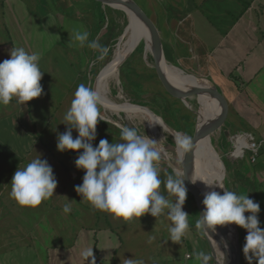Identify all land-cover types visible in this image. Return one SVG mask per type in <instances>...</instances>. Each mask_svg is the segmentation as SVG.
<instances>
[{"label":"crops","instance_id":"0c3cea01","mask_svg":"<svg viewBox=\"0 0 264 264\" xmlns=\"http://www.w3.org/2000/svg\"><path fill=\"white\" fill-rule=\"evenodd\" d=\"M133 1L146 14L164 60L186 76L205 79L216 88L214 99L209 85L195 79L200 92L207 94L203 108L199 105L204 121L215 123L217 119L224 124L228 108L236 118L246 109L250 123L262 119L258 125L264 126V0ZM35 2L0 0V62L10 59L13 47H23L41 54L39 66L44 72L41 97L22 106L15 100L0 105V264H126V259L133 258L144 264H215L206 235L195 228L194 204L183 206L194 223L189 217V231L180 241L172 242L167 234L171 221L166 215L163 220L142 217L166 232L163 236L153 228L147 235L136 230L134 220L118 224L119 220L95 210L75 191L84 176L75 166L79 153L57 151V136L67 128L63 117L77 87H56L55 71L60 53L68 70L74 67L73 57L83 59L79 52L83 48L70 44L71 32L82 26L91 40L101 15L94 0H70L65 10L57 6L56 20L52 13L31 11L30 3L35 6ZM87 12L91 20L87 17L84 21ZM197 100L199 103L198 93ZM99 130L94 147L101 139L119 142L116 130L113 134L110 129H103L105 133ZM72 134L74 139L78 136L75 130ZM38 155L51 165L58 185L40 206L21 207L10 196L12 178L18 167ZM170 198L175 199L171 193ZM69 202L71 212L64 213ZM201 252L207 260L199 257Z\"/></svg>","mask_w":264,"mask_h":264},{"label":"clouds","instance_id":"9594fccd","mask_svg":"<svg viewBox=\"0 0 264 264\" xmlns=\"http://www.w3.org/2000/svg\"><path fill=\"white\" fill-rule=\"evenodd\" d=\"M71 40L72 46L96 50L100 60L109 52L98 40H89V32L82 26L72 30ZM9 55L10 59L0 62V105H8L13 100L21 106L26 105L43 94L41 54L13 47ZM101 103L94 88L83 83L78 85L63 117L67 128L57 136V151L79 153L75 166L84 176L75 191L95 210L107 212L121 222L139 220L145 215L154 218L166 215L171 221L169 240L180 241L190 229V216L183 210L187 198L186 174L182 179L169 175L162 181L158 167L162 159L159 141L139 134L135 128L121 125L119 142L101 139L94 147L98 121H105L100 111ZM160 122L161 117L156 116L151 126ZM73 130L78 133L75 139ZM174 139L180 152L191 149L190 136L177 132ZM189 178L196 182L192 175ZM162 183L174 200L170 201L161 193ZM57 185L53 168L38 155L26 166L18 167L12 178L10 196L21 207L36 208L54 195ZM202 204L203 211L195 222L197 230L209 235L217 227L227 225L244 229L247 234L243 254L247 264H264V228L258 218L259 203L248 195L223 189L222 193L205 192ZM63 212H71V202L65 204ZM198 255L208 259L203 252ZM126 264H144V261L126 259Z\"/></svg>","mask_w":264,"mask_h":264},{"label":"rangeland","instance_id":"374dc122","mask_svg":"<svg viewBox=\"0 0 264 264\" xmlns=\"http://www.w3.org/2000/svg\"><path fill=\"white\" fill-rule=\"evenodd\" d=\"M87 1L90 3V0ZM35 3H37L35 5L37 6V9L34 5H32V3H30V7L32 9L31 11L35 14L41 15L52 13L57 20V6H61L62 9L65 10L70 5V0H42L41 2L36 0ZM93 4L96 5V7H99L98 9L100 11L101 18L94 26L95 33L91 40H98L101 45L109 48V52L103 60H100L96 50L89 49L88 47L83 48L79 51L83 54V59L80 58L78 61L73 57L71 62L74 67L70 70L65 67L67 60H65L60 53L59 63L57 64L58 68L55 71L54 78L56 87H75V85L78 87V85L83 83L86 86L93 88L95 86V80L98 73L106 66L113 56L116 45L115 42L127 24V16L122 10L112 6L95 1ZM87 13L82 17L84 21H86L85 18L87 17L88 21L91 20L90 13ZM146 45L147 39L143 35L139 45L133 51L131 56L118 69L116 77L117 81L115 82V80H112L108 87L111 92L112 100L117 103L127 101L131 104L147 107V110L150 111L151 114L160 116L163 119V122L174 131L188 134L193 139L194 144H196L195 146L198 153L201 155L205 151L206 159L210 162L211 179L218 187V191L220 190L222 193L223 189H228L236 192L238 195H248L250 199L259 203L260 212L258 213V218L260 220V226L264 228V142L261 143V146L259 143L262 140L264 141V126L258 125L262 122V119H252L254 122L250 123L248 120V118H250V111L244 109V111L240 113L241 117L236 118L233 111L230 112L228 108L226 111V118L223 119L224 124H220L217 119L215 123L213 121L212 123L208 121L210 139L214 148L213 159L209 150H205L201 140L197 139L195 132L197 124V111L199 105L200 109L203 108L207 99V94L201 93L199 90L201 86L197 85L196 88L199 96L198 103L197 94L194 90H192V92L187 96L185 91L172 89L163 84V80L157 76L155 70L150 68L153 66H149V63L146 61L147 54L152 61L150 51H147L148 48ZM165 62L167 65L172 66L171 63H168L167 61ZM172 76L181 82H189L192 80V78L190 76H186L185 73L183 77ZM75 79V83L77 84L74 83ZM188 86L194 87L192 83L188 84ZM220 93L222 94V90H220ZM100 111L104 118L114 120L119 122L121 125L128 126L130 128H135L139 134L157 140V138H154L151 134L146 121L142 118L127 115L122 112L120 113L118 111V114H115L108 110L105 111L102 106H100ZM61 112L62 111H60V113ZM259 120L260 122L258 123ZM105 121L98 122L96 129L97 134L100 133L99 128L102 129V133L108 132V129H110L112 132L111 134H113L115 130L120 134V127H117L110 121ZM225 122L227 123L225 124ZM103 129L105 132H103ZM249 132L254 135L255 141L252 139ZM242 135L251 137L249 142L255 144V149L245 150L241 157L236 158L234 156V140L237 136ZM165 143L172 144L171 138L165 137ZM169 153L171 155V159L176 161V155L174 153L171 154V152ZM158 167L159 174L162 175L164 181H166L169 175H174L176 178L182 179L174 173L167 161L161 159ZM162 190L166 192V198L171 201L170 192L167 189H164L163 185H161L160 191ZM164 192H162V194L166 196ZM187 193L184 206L194 204L195 208L192 209L197 214L195 216V220H197L198 216L201 214L200 207L191 192L187 190ZM245 215H248V213H245ZM146 217L148 218V216ZM164 218L165 216L158 217L159 220H163ZM190 219V223H194V219L191 217ZM133 220V223L137 227L136 230L141 231L144 234L147 233L148 235L149 232H154L153 228L158 229V232H160L163 236L166 234L162 228H158L156 223L153 225V221L145 220L142 217L139 220ZM118 224H120V221ZM151 226V231H149V227ZM237 228L239 234V248L242 252L241 258L243 259L241 260V264H244L245 257L243 254V246L246 235L244 236V229L238 226ZM167 234L170 235L169 231ZM205 237L207 238V235ZM208 245L209 249H211L210 242H208ZM212 254L213 252L211 251L213 263L217 264L216 259L212 256Z\"/></svg>","mask_w":264,"mask_h":264},{"label":"bare ground","instance_id":"6f19581e","mask_svg":"<svg viewBox=\"0 0 264 264\" xmlns=\"http://www.w3.org/2000/svg\"><path fill=\"white\" fill-rule=\"evenodd\" d=\"M114 8L122 10L126 16H127V24L121 31L118 39L115 42V48L113 52V56L110 59V61L106 64L104 68L100 70L98 73L96 80H95V86L94 89L99 93L101 102L104 105V110H108L110 112H113L115 114H118L117 111H121L122 113H125L127 115H132L135 117H140L144 121H146L148 128L151 132V134L154 136V138H157V141L159 139V149L161 151L162 159L167 161L170 164V168L174 171V173L183 178L186 174V184L188 185V188L191 192H193L192 187L188 184V170L195 164L199 165L201 172H198V176L201 179H205V181L212 183L214 182L211 179L210 175V162L206 159L205 151L203 154H199L197 151V148L193 142L192 139V147L187 152H180L177 149V145L175 142V136L177 131H174L172 128H170L168 125H166L163 122V119L161 118V122L159 125L151 126L152 123L155 121L156 116L151 114L150 111L147 110V107L131 104L130 102H123V103H117L112 100L111 92L109 90V84L112 80L117 81V73L118 68L126 62V60L131 56L133 51L136 49V47L139 45L143 35L147 39V45L148 48L147 51H150V42L145 30V27L143 26L141 18L127 10H125L123 7L118 6L117 4H113ZM110 57V56H109ZM146 61L149 63V66H153V62L148 57V54L146 55ZM166 70L169 72L171 78L173 81L181 82L179 80H176L172 75L183 77L184 73L182 70L175 68L171 65H166ZM153 68V67H150ZM172 75H171V73ZM185 85L188 86V84L192 83L194 86L198 84V82L195 79H192L191 81L182 82ZM117 84V83H116ZM119 88V87H117ZM114 98V97H113ZM124 98V97H123ZM203 119V124L205 125L204 121V111H200ZM126 115V116H127ZM160 117V116H159ZM106 121H110L111 123L115 124L117 127H120L121 124L119 122H116L114 120H108L104 118ZM187 136L188 134L181 132ZM165 137L171 138L172 144H166L165 143ZM250 136L242 135L237 136L234 140V147L235 152L234 156L241 157L244 154L245 150H254L255 145L254 143L249 142ZM203 147L205 150H209L207 145L203 143ZM174 153L176 155V161L171 159L170 153ZM216 186V185H215ZM186 187V186H185ZM218 189V187H217ZM188 190V189H187ZM188 190V191H189ZM189 191V192H190ZM219 192H221L219 190ZM202 213V212H201ZM221 232L218 234V241L210 240L211 249L213 252V257L216 259L217 264H230L231 263V257H230V251L231 248L230 245V233L228 230V225L223 227H217Z\"/></svg>","mask_w":264,"mask_h":264},{"label":"water","instance_id":"95a60500","mask_svg":"<svg viewBox=\"0 0 264 264\" xmlns=\"http://www.w3.org/2000/svg\"><path fill=\"white\" fill-rule=\"evenodd\" d=\"M94 1L103 3L105 5H109V6H114L113 4H117L118 6L123 7L125 10L138 15L142 20L143 26L145 27V30H146V33H147V36L150 42V53H151V58L153 62V69L155 70V73L157 74V76L161 80H163V84L169 86V88H172V89H178V90L185 91L187 96L192 92V90L196 89L195 88L196 86L190 88L191 86H187L182 82H176L172 80L169 72H167L166 70L167 64L162 55L161 44L157 36L155 35L146 14L133 0H94ZM192 77H194L196 80L207 83L209 85L208 87L211 92V97L215 99L217 95V90L209 81L196 77V76H192ZM195 93L197 94V91ZM202 119L203 117L198 108L197 120H196L197 124H196V129H195L196 136H197V139H200L202 143L207 145L209 152L211 154V157L214 159V148L212 145V141L210 139L209 125L207 121H205L206 125H204ZM198 172H201L200 166L195 165V164L188 170L187 182L192 187L193 192L189 190L188 185L186 183H185V186L194 196L202 212L203 211L202 201L204 198V193L207 191H212V190H215L217 192L219 191L217 189V186L205 181V179H201L198 176ZM191 175H192L193 181L194 182L196 181L195 183H193L191 179L189 178ZM208 185H210L211 187H209ZM228 230L230 233L229 235H230V245H231V248L229 249L230 257H231L230 264H241L238 228L236 225H228ZM220 232L221 231L218 228L216 229L215 232H210L209 235H207L208 242L210 240L218 241L219 239L218 234Z\"/></svg>","mask_w":264,"mask_h":264},{"label":"built area","instance_id":"2783aa9c","mask_svg":"<svg viewBox=\"0 0 264 264\" xmlns=\"http://www.w3.org/2000/svg\"><path fill=\"white\" fill-rule=\"evenodd\" d=\"M254 145H255V144H254ZM186 257H187V258H189V257H190V255H186Z\"/></svg>","mask_w":264,"mask_h":264},{"label":"trees","instance_id":"16d2710c","mask_svg":"<svg viewBox=\"0 0 264 264\" xmlns=\"http://www.w3.org/2000/svg\"><path fill=\"white\" fill-rule=\"evenodd\" d=\"M175 78V77H174ZM176 79V78H175ZM177 80V79H176ZM118 112H120L121 113V111H118ZM188 194V193H187Z\"/></svg>","mask_w":264,"mask_h":264}]
</instances>
